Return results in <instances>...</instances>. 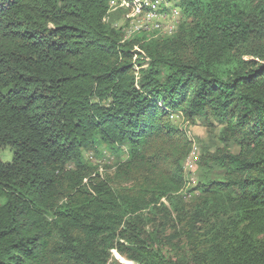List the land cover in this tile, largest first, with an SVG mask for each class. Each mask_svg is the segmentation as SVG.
Instances as JSON below:
<instances>
[{
  "label": "trees",
  "instance_id": "trees-1",
  "mask_svg": "<svg viewBox=\"0 0 264 264\" xmlns=\"http://www.w3.org/2000/svg\"><path fill=\"white\" fill-rule=\"evenodd\" d=\"M172 1L173 34L124 40L110 0H0V264H264V0ZM172 112L219 126L189 202Z\"/></svg>",
  "mask_w": 264,
  "mask_h": 264
},
{
  "label": "rangeland",
  "instance_id": "rangeland-1",
  "mask_svg": "<svg viewBox=\"0 0 264 264\" xmlns=\"http://www.w3.org/2000/svg\"><path fill=\"white\" fill-rule=\"evenodd\" d=\"M119 1V3H118ZM137 1V0H136ZM138 2V1H137ZM136 2V4H137ZM136 4L133 6H128L126 3L121 2L120 0H110V5H112V14L110 18V23L111 26L113 27H122L123 28V33L127 31L129 27V23L131 20V15L133 12V9L135 8ZM182 20V16L180 19V22ZM179 22V24H180ZM147 34L150 36L157 37L159 34L156 32H147ZM139 35H142L139 34ZM134 36H130L132 38ZM134 49H137L138 51L142 52L137 46H134ZM135 58H139V62H135L137 65L143 64L145 65L147 60L143 58V56L139 57L135 56ZM171 119L173 123L181 129L186 137L191 141V150L189 154L186 156V158L183 161V170L185 174V186L180 192V195L186 200V202H189V189L194 187L196 184L198 177L201 173V170L199 169V156L201 155L202 151L204 149H208L210 152H213L216 150V148H220L222 146V143L220 142L218 138V130L219 126H216L215 129L212 132H208L205 126H203L201 123L197 124H190L187 121H185L182 116L177 113V112H172L171 113ZM230 149L235 152L237 149L235 146H231ZM84 157L87 159L92 165L96 166L98 168L99 174L103 178L109 179V183L112 187L114 188H121V187H127L131 185L130 182H123V181H115L110 179V177L113 174V171L115 169L116 162L118 161L119 158L115 154H113L110 150L106 149L105 147H100L97 150L95 149H90L86 150L84 152ZM12 158V151L9 148V146H5L0 148V159L2 161H10ZM124 156L121 155L120 159H123ZM162 201L167 204L166 199H162ZM168 206V204H167ZM152 219V223L148 224L146 226V231L147 234H149L154 228H156L158 218L153 217L151 215H147ZM171 225V224H170ZM169 224L166 225L164 228L159 227V231L157 232L159 237H167L170 235H173V241L172 243H169V245L166 247L167 250H173V251H178L174 250L176 244H180L181 238L179 237V232L174 231L172 229V225L170 226ZM111 262H114L116 264H138L134 261H131L124 257L123 255L119 254L116 250L111 251Z\"/></svg>",
  "mask_w": 264,
  "mask_h": 264
},
{
  "label": "bare ground",
  "instance_id": "bare-ground-1",
  "mask_svg": "<svg viewBox=\"0 0 264 264\" xmlns=\"http://www.w3.org/2000/svg\"><path fill=\"white\" fill-rule=\"evenodd\" d=\"M123 39L143 32L154 31L160 36L173 34L180 22V8L172 0H138ZM160 16V17H159ZM170 27H165L170 24Z\"/></svg>",
  "mask_w": 264,
  "mask_h": 264
},
{
  "label": "built area",
  "instance_id": "built-area-1",
  "mask_svg": "<svg viewBox=\"0 0 264 264\" xmlns=\"http://www.w3.org/2000/svg\"><path fill=\"white\" fill-rule=\"evenodd\" d=\"M118 3H119V1H118ZM172 23H173V21H171V17H170V24H167L165 27H170L172 25Z\"/></svg>",
  "mask_w": 264,
  "mask_h": 264
}]
</instances>
